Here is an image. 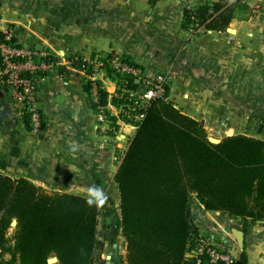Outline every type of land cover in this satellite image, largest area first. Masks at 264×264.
I'll use <instances>...</instances> for the list:
<instances>
[{"label":"crops","instance_id":"crops-1","mask_svg":"<svg viewBox=\"0 0 264 264\" xmlns=\"http://www.w3.org/2000/svg\"><path fill=\"white\" fill-rule=\"evenodd\" d=\"M202 1L212 0H88L86 10L76 0L70 4L65 0H40L42 9L56 11L52 17L43 18L45 33L38 41L32 32L27 35L29 39L15 36L41 55L56 52L61 57L74 52L89 56L91 48L116 51L141 66L149 79L165 68H175L181 74L176 86L202 90L198 96L185 93L184 98L191 104L204 101L205 108L198 111L204 114L199 119L206 122L211 104L247 105L246 115L253 114L255 109L251 112L250 106L257 103V89L262 90L264 99V0H244L249 13L232 19L225 31L201 30L191 35L181 27L183 12L185 6L194 7ZM27 5L0 0V11ZM13 19L1 15L0 31L7 23H14ZM49 26L51 32H47ZM67 28L70 32L65 34ZM197 55L205 69L194 65ZM63 67L71 71L69 75L53 68L37 91L42 112V127L37 132L17 116L15 104L4 91L3 102L12 113L0 119V170L49 191L87 194L91 185L111 184L118 165L112 169L110 146L106 137L97 134L96 116L77 71L68 64ZM225 73L232 78H224ZM233 89L235 98L230 100L227 90ZM220 213L191 201V224L200 236L208 232L212 242L220 241L237 259L241 251L231 229L242 230L247 264H264V220L243 229L241 218L228 214L218 218ZM116 247V243L104 244L106 258L112 264H125L126 243L121 249Z\"/></svg>","mask_w":264,"mask_h":264},{"label":"trees","instance_id":"trees-1","mask_svg":"<svg viewBox=\"0 0 264 264\" xmlns=\"http://www.w3.org/2000/svg\"><path fill=\"white\" fill-rule=\"evenodd\" d=\"M249 10L244 0L202 1L184 9L181 27L225 31ZM115 55L109 52L105 61ZM97 91L104 103L106 93ZM89 105L96 111V104ZM114 181L120 216L111 227L126 243L125 264H195L187 257L200 238L191 224L192 199L206 210L241 218L243 229L264 220V140L233 134L212 143L202 121L154 99L136 124ZM86 200L74 193L49 194L0 170V264H50L52 256L58 259L52 264H104L97 226L100 210L108 213L109 206L107 201L89 206ZM234 264H247L244 251Z\"/></svg>","mask_w":264,"mask_h":264},{"label":"built area","instance_id":"built-area-1","mask_svg":"<svg viewBox=\"0 0 264 264\" xmlns=\"http://www.w3.org/2000/svg\"><path fill=\"white\" fill-rule=\"evenodd\" d=\"M189 8L192 7L185 6V9ZM201 30L196 24L188 29L190 32ZM105 57L106 54L97 52L94 56H69L57 61L21 44L14 31L8 28L0 36V88L15 104L17 116L26 119L30 129L37 132L42 127L37 91L47 81L53 68L64 75L61 70L68 64L89 81V102L96 104L97 129L104 136L114 135V140L118 138L116 128L133 127L141 121L151 100L170 101L168 77L160 73L152 79L147 78L143 69L125 55L117 54L106 61ZM78 59H82L84 64L73 66V61ZM106 66L111 69L112 75ZM130 81L136 83V87L130 86ZM98 88L106 93L104 103H99ZM187 257H193L195 264H234L236 260L226 248L204 236H200L197 248Z\"/></svg>","mask_w":264,"mask_h":264},{"label":"rangeland","instance_id":"rangeland-1","mask_svg":"<svg viewBox=\"0 0 264 264\" xmlns=\"http://www.w3.org/2000/svg\"><path fill=\"white\" fill-rule=\"evenodd\" d=\"M16 1L19 2V4L27 5V1H29V0H16ZM39 1L40 0H31V3H28L27 7H21V8H17V9L16 8L15 9H6V12L0 11V16L1 15L3 16V14H4L6 16H10L11 18H14L13 19L14 23H12V22L7 23L6 29L10 28L17 35L21 34L22 37H27V39H29L27 36L29 34V32H32V34H34V36H35V40L38 41L41 34L45 33V24H44L45 21L43 18L47 15H48V17H52L56 13V11L54 9H50V8L42 9L40 7ZM48 1H50V0H48ZM65 1H67V3H69V4L72 2V0H65ZM76 1L80 2V8H83L84 10H86L88 0H76ZM50 27L51 26L48 27L47 32H51ZM52 29H54V28L52 27ZM69 30H70L69 28L65 29L64 30L65 34H68L70 32ZM184 30H187V29H184ZM190 33H191V35H196L199 32H190ZM59 43H60V41H59ZM187 43H190V38H188ZM55 48L60 49V47L57 48L56 46H55ZM90 50L91 51H90L89 55H92V56L97 54V52L102 53V54L104 53L106 55L109 52H111V50L110 51H103V50H96L95 48H91ZM113 52L116 55L119 54L116 51H113ZM56 54L57 53L54 52L53 55H43V56H45L47 58H55V60H57V61L61 60L62 58L66 59L69 56L85 57L83 55H78L79 53H74V52H72V53L66 52L61 57L56 56ZM48 56H50V57H48ZM182 60H184V57L181 58V61ZM193 63L197 69H201V68L205 69L206 68L205 65H202L199 55H197L194 58ZM180 66H184V63H181ZM61 72H65V73H67V75H69L71 71H68V70L65 71V69H62ZM160 72L165 73L168 77L167 82H168L170 102H172L182 112L200 120L199 118H201V116L204 115V114L202 115V113H200L201 110L205 108V105H203L204 101H202V102L197 101L196 103H193V104L185 103L186 100L184 98V94L193 92L194 94H196V96H198L202 93V90H200L199 88H194V89L190 88L189 89V88H186L184 86H179V85L176 86L175 80L178 78V76H181V74H179V72L177 70H175V68H165V69L161 70ZM78 75H79L80 83H82L84 89H86L87 99L90 101L91 96L89 94V84H88L89 81H87V79H84V77L81 76L80 74H78ZM110 75H112V73ZM157 75H158V73H157ZM231 76H232V74L225 73L223 77L230 80L232 78ZM86 87H88V88H86ZM173 87H176L174 92H172ZM227 91L229 92L228 96L232 98L230 100H234L235 95H233V94H235V89L227 90ZM231 92H233V94H231ZM244 93L247 94V90H244ZM255 93L257 96V99H256L257 103L250 106L251 112H253L255 109V113H253V114L246 115V113H247L246 111L248 110L247 105L238 106L236 104H230V105L228 104V105L218 106L217 104H211L207 108V112H208V118L207 119H208V121L206 122L204 120H200V121H202V124L204 125V128L206 129L207 136L217 138V139H222L228 135L244 134L247 136H252V137L264 140V104H263L264 99L260 95L262 93V90L257 89L255 91ZM198 109H200V112L198 111ZM96 125H97V120H96ZM135 129H136V125L135 126L133 125V127L130 125H126L123 127L116 128V130H118L119 132L116 135V136H118V138L114 139V140H113L114 135H111L110 137L104 136L97 129V131H98L97 134H99L98 136H104L107 138L108 144H106V145L110 146L111 153H112V160H111L112 169L114 166L120 164V161H121L122 157L124 156V153L128 147V143H129L131 137L133 136ZM101 140L102 139L100 138V142H101ZM100 145L103 146L102 142ZM6 174H8V173H6ZM10 176H12V175H10ZM12 177H14V176H12ZM100 187L103 189V191L107 195V205L109 206V212L105 213L104 209L100 210V214H99V218H98V226H97L98 237L104 244H109L111 239L114 238L115 239L114 243L117 244L116 248L118 250V248L121 249V247L123 246L125 241H124L122 236L118 235L119 232L116 233V235H115L114 230L111 227L112 225L117 223L119 216H120V210H119V202L120 201H119V192H118L117 184L113 180L111 182V184L103 185ZM42 189L49 194L59 193L57 191H49V190L44 189V188H42ZM74 194H76V193H74ZM79 195H86L87 196L86 193L79 194ZM192 200L194 202V199H192ZM108 202H111V203H108ZM225 214L226 213L221 212L218 215V218H220V217L225 218ZM15 225L11 224V228L8 231V236L12 234L13 227ZM203 234H204L203 236L206 239L210 240L208 232L203 231ZM218 240H219V238H218ZM216 244L220 245L221 242L216 241ZM105 254L106 253L102 249V258L104 260V264H112V261H110L111 259L110 260L107 259Z\"/></svg>","mask_w":264,"mask_h":264},{"label":"water","instance_id":"water-1","mask_svg":"<svg viewBox=\"0 0 264 264\" xmlns=\"http://www.w3.org/2000/svg\"><path fill=\"white\" fill-rule=\"evenodd\" d=\"M5 96L4 90L0 89V119L6 117L7 115L11 114L12 111L10 108L6 106V104L3 102V98ZM208 140L212 143H218L220 139L208 137ZM11 224H16V221L13 220ZM231 233L236 241V244L240 251H243V244H244V232L242 230H239L237 228H232ZM58 261L56 256L49 257L47 259V262L52 264L56 263Z\"/></svg>","mask_w":264,"mask_h":264},{"label":"clouds","instance_id":"clouds-1","mask_svg":"<svg viewBox=\"0 0 264 264\" xmlns=\"http://www.w3.org/2000/svg\"><path fill=\"white\" fill-rule=\"evenodd\" d=\"M106 201H107V195L100 186L91 185L87 189L86 202L89 206L95 205L97 207H101L106 203Z\"/></svg>","mask_w":264,"mask_h":264}]
</instances>
